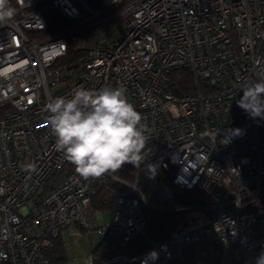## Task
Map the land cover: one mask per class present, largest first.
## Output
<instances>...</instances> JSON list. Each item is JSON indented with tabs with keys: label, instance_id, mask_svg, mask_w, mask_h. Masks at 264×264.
Masks as SVG:
<instances>
[{
	"label": "built area",
	"instance_id": "2783aa9c",
	"mask_svg": "<svg viewBox=\"0 0 264 264\" xmlns=\"http://www.w3.org/2000/svg\"><path fill=\"white\" fill-rule=\"evenodd\" d=\"M11 4L15 17L0 24V264H63L48 251L71 223L90 237L86 264H255L264 119L237 101L264 79V0ZM174 70L193 75V91ZM81 86L124 87L141 113L148 141L131 177L84 179L57 149L47 104ZM109 182L116 207L98 225L92 195ZM176 197L190 202L163 208ZM144 209L180 217L153 240ZM109 229L116 251L93 255L91 236Z\"/></svg>",
	"mask_w": 264,
	"mask_h": 264
},
{
	"label": "clouds",
	"instance_id": "9594fccd",
	"mask_svg": "<svg viewBox=\"0 0 264 264\" xmlns=\"http://www.w3.org/2000/svg\"><path fill=\"white\" fill-rule=\"evenodd\" d=\"M16 13L11 0H0V24L13 19ZM241 91L238 106L250 118L264 119V79L246 84ZM126 93L124 87L81 86L70 97H56L47 104L56 147L80 177L100 178L117 172L126 163L138 167L145 159L148 136L143 117ZM232 131L239 135L241 130ZM255 264H264V253Z\"/></svg>",
	"mask_w": 264,
	"mask_h": 264
},
{
	"label": "trees",
	"instance_id": "16d2710c",
	"mask_svg": "<svg viewBox=\"0 0 264 264\" xmlns=\"http://www.w3.org/2000/svg\"><path fill=\"white\" fill-rule=\"evenodd\" d=\"M172 82L176 83L181 87L182 91L191 92L193 91L192 84L194 83L193 75L190 72L183 70H174L170 73ZM132 167L126 163L124 164L118 173L120 176L131 177ZM120 186L116 183L109 182L108 186L100 185L96 188L95 193L92 195V206L96 210L101 212L108 211L110 214L116 207L115 191ZM148 192H146L147 194ZM148 195V194H147ZM190 200H185L182 197H176L163 204L164 209H173L181 206L182 204L189 203ZM146 217V227L149 236L153 240H160L165 238L170 230L174 227L175 223L179 219V214L172 213L168 210H156V209H144ZM109 248V252H115L117 247L114 241V236L109 229L106 236L98 241L97 245L92 248L93 251L101 252L105 248ZM65 254V245L60 236L54 239V243L51 249L48 251V256L51 262H62ZM7 264V263H6Z\"/></svg>",
	"mask_w": 264,
	"mask_h": 264
},
{
	"label": "rangeland",
	"instance_id": "374dc122",
	"mask_svg": "<svg viewBox=\"0 0 264 264\" xmlns=\"http://www.w3.org/2000/svg\"><path fill=\"white\" fill-rule=\"evenodd\" d=\"M97 221L96 224H101L104 221H108L110 219V213L108 211L101 212L99 210L96 211ZM61 239L65 245V254L64 259L62 260L63 264H86L88 259V254L91 251L89 248V235L87 233V229L80 228L77 225L71 223L66 227L65 231H62ZM98 236L93 234L91 236V247H94L98 243ZM109 248H105L101 252H97L99 255L103 256L107 252H109ZM95 251H92L94 255Z\"/></svg>",
	"mask_w": 264,
	"mask_h": 264
}]
</instances>
